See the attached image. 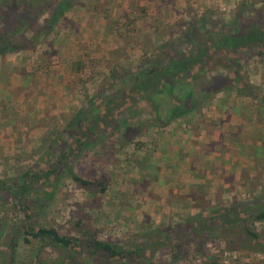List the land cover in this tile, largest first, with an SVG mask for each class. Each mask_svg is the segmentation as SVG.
I'll use <instances>...</instances> for the list:
<instances>
[{"label":"rangeland","instance_id":"374dc122","mask_svg":"<svg viewBox=\"0 0 264 264\" xmlns=\"http://www.w3.org/2000/svg\"><path fill=\"white\" fill-rule=\"evenodd\" d=\"M241 4L248 13L264 0H78L37 45L0 56V109L15 128L0 137V178L32 169L42 142L59 132L73 111L98 93L117 90L121 84L112 77L114 67L129 76L134 65L150 63L162 45L187 48L181 36L192 20L209 11L214 21L227 23ZM257 15L264 20V14ZM258 50L252 48L239 61L252 96L235 88L218 92L192 116L165 126L154 124L149 106L139 101L133 120L145 125L138 136L123 143L119 130L110 128L100 142L71 158L82 178L106 177V190L90 192L68 175L61 177L43 207L35 208V221L75 237L86 229L127 247L148 227L176 225L208 207L249 202L264 192V48ZM216 58L205 65L198 85L228 72L227 62ZM158 103L165 117L163 100ZM18 109L27 110V116H15L23 112ZM194 173L204 183L196 192L186 184ZM18 217L15 208L0 209V264H8ZM253 226L264 234V221ZM15 237L13 264H29L34 256L40 264H57L59 253L51 247L25 242L22 232ZM208 257L225 264H264V251L233 247L216 233L176 250L157 248L148 264H206Z\"/></svg>","mask_w":264,"mask_h":264},{"label":"trees","instance_id":"16d2710c","mask_svg":"<svg viewBox=\"0 0 264 264\" xmlns=\"http://www.w3.org/2000/svg\"><path fill=\"white\" fill-rule=\"evenodd\" d=\"M77 1L0 0V56L37 45ZM252 12L247 13L246 6L241 4L230 21L223 23L214 21L206 11L192 20L182 34L187 48L175 50L174 45H162L150 63L134 65L129 76L126 69L114 67L112 77L119 78L121 84L117 90L98 93L84 107L73 111L63 128L53 133L49 141L42 142L40 158L32 169L0 178V209L15 208L19 214L18 223L11 228L8 264H13L14 240L20 232L25 235V242L34 240L43 248L51 247L58 252L57 264H85L80 258L107 264H131L135 260L148 264L157 248L176 250L188 242L200 243L213 233L226 237L233 247L264 251V234L253 226L254 222L264 221V192L257 193L249 202L208 207L176 225L148 227L127 247L101 240L86 229L80 237L61 234L33 218L35 208L43 207L60 178L66 175L90 192L100 194L106 190V177L82 178L75 173L71 158L90 144L100 142L110 128L119 130L123 143L138 136L145 125L142 120H133L140 113L139 101L149 106L154 124L165 126L175 119L192 116L202 102L218 92L235 88L241 95L252 96V88L241 77L239 61L252 54V48L263 51L264 20L257 14H264V4ZM44 13L47 15L41 19ZM170 48L171 52L167 51ZM215 57L227 62L228 72L216 73L208 82L198 85L205 65ZM158 100H163L166 106L165 117L159 113ZM32 259L29 264H40L38 256ZM205 262L225 264L213 257Z\"/></svg>","mask_w":264,"mask_h":264},{"label":"crops","instance_id":"0c3cea01","mask_svg":"<svg viewBox=\"0 0 264 264\" xmlns=\"http://www.w3.org/2000/svg\"><path fill=\"white\" fill-rule=\"evenodd\" d=\"M157 1H159V2H162L163 0H157ZM143 2V1H142ZM12 78H16V75H13L12 76ZM24 83V82H23ZM22 112V113H19L18 115H15V116H27L26 114H27V110H20V109H18V112ZM25 112H26V114H25ZM15 114H16V112H15ZM14 115V114H13ZM15 116H13V118L15 117ZM12 118V119H13ZM14 121V120H13ZM12 120H11V118H10V116H9V113H7V111H5L3 108L2 109H0V133H1V135H0V137L2 136V133H6L7 132V130H10V127H12V129H15L14 128V125H12ZM2 138V137H1ZM187 162V161H186ZM178 168H179V166H178ZM180 169V168H179ZM190 178H192V179H190ZM188 182L186 183L187 184V186H188V188L190 187V188H193L192 189V191H197L198 189H199V187L201 186V185H203L204 183H203V181H201V178H199L198 176H196L195 175V173L194 174H191L189 177H187V179H186ZM195 187H197V188H195ZM171 193V192H170ZM169 193V194H170ZM191 193V192H190ZM192 194V193H191Z\"/></svg>","mask_w":264,"mask_h":264}]
</instances>
